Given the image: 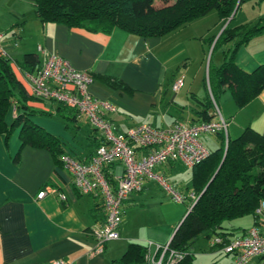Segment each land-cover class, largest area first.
I'll list each match as a JSON object with an SVG mask.
<instances>
[{
    "label": "crops",
    "instance_id": "0c3cea01",
    "mask_svg": "<svg viewBox=\"0 0 264 264\" xmlns=\"http://www.w3.org/2000/svg\"><path fill=\"white\" fill-rule=\"evenodd\" d=\"M258 4L257 20L264 17V0ZM8 6L12 12L0 11V55L9 59L25 95L18 94L11 101L4 121L10 126L16 105H21L20 111L28 112V122L53 139L60 153L56 156L45 144H24L20 137L22 126L12 128L8 135L0 133V264H53L56 260L64 264H152L146 255L151 259L157 257V245L169 243L189 209L190 195L197 196L193 168L179 161L157 165L155 172L185 195L184 202L172 201L157 182L145 179L142 189L130 193L123 205L118 239L108 241L102 252H94L90 228L105 219L102 198L80 193L58 160L62 153L70 152L88 161L101 133L94 131L85 119L74 117V111L59 110L56 102L33 97L26 73H36L50 54H58L77 70L90 73V94L115 106L105 116L117 132L124 133L143 123L168 128L177 121L200 122L202 115L198 111L204 108L201 101L208 103V98L213 97L228 122L226 137L237 138L246 128L264 136V88L242 100L241 92L249 85L241 79L239 84H220L217 73L229 59L246 74L264 65V31L245 41L241 35L217 41L226 23L217 11L210 27H189L212 10L163 36L144 37L120 27L93 32L62 21H43L36 16L34 0H8ZM243 25L246 24L242 22L231 29ZM186 28H193L192 34L185 35ZM210 34L213 36L207 37ZM206 49H212V55L217 50L218 55L214 60L211 55L204 65ZM26 53L37 59L31 71L20 66ZM198 57L199 65L190 73L189 68ZM179 76L184 77V85L173 91L172 83ZM110 81L116 85H110ZM212 107L207 109L211 115ZM198 139L209 151L220 146L218 135L204 134ZM135 148L138 156L145 153ZM122 169L119 161L108 166L113 185ZM204 175L199 168L198 178ZM47 186L54 191L37 198ZM235 220L239 222L233 224ZM231 221L227 226L232 230V238L242 235L255 223V218L245 215ZM259 230L264 233V222L259 224ZM198 240L190 246L192 264H199L193 249ZM207 240L211 247V240ZM132 244L141 246V262H134L132 253L123 259ZM212 249L219 260L209 264H234L231 254ZM205 255L211 259L212 254Z\"/></svg>",
    "mask_w": 264,
    "mask_h": 264
},
{
    "label": "trees",
    "instance_id": "16d2710c",
    "mask_svg": "<svg viewBox=\"0 0 264 264\" xmlns=\"http://www.w3.org/2000/svg\"><path fill=\"white\" fill-rule=\"evenodd\" d=\"M155 1L157 0H34V4L36 16L43 21H62L69 26L85 27L93 32H109L114 27H120L144 37H160L212 10L217 11L227 21L234 16V9L244 0H158L160 6H156ZM262 31L264 17L236 30L226 25L217 41H227L235 35H241L245 41ZM36 63L35 55L26 53L20 66L31 71ZM217 73L220 84L230 81L239 84L241 79L242 83L249 85L241 92L242 100H247L264 88V65L252 74H246L237 69L229 59ZM110 85L115 86L116 82L110 81ZM18 94L25 95L24 88L16 79L9 59L0 55V133L8 135L12 128L22 126L20 137L24 144H45L57 156L60 153L58 144L28 122V112L20 111L21 105H16L17 111L12 124L6 125L5 116L11 101ZM213 96L215 97L214 94ZM17 102L22 101L18 99ZM57 104L60 106L59 110L67 108ZM200 104L204 106L198 111L202 115L201 121L210 120L213 116L207 109L212 107L211 99L208 98V103L201 101ZM23 107L25 109L24 105ZM67 109L71 113L74 111ZM73 116L76 117V113H73ZM217 135L220 146L210 151L204 161L192 167L197 200L187 210L169 241L171 249L184 253V257L175 264H192L193 254L190 246L199 237L210 240L214 237L230 239L232 230L227 223L233 219L252 215L255 223L259 224L255 209L260 201L264 200V136L250 128H246L234 139L225 137L223 133ZM96 140L97 146L103 143L102 135ZM223 155V161L214 174ZM58 161L60 162V157ZM199 168L205 174L200 179L197 176ZM105 177L114 186L107 169ZM130 253L135 256L134 262L144 259L140 245L132 244L123 259Z\"/></svg>",
    "mask_w": 264,
    "mask_h": 264
},
{
    "label": "built area",
    "instance_id": "2783aa9c",
    "mask_svg": "<svg viewBox=\"0 0 264 264\" xmlns=\"http://www.w3.org/2000/svg\"><path fill=\"white\" fill-rule=\"evenodd\" d=\"M26 78L29 80L33 97L57 102L73 109L77 118L85 119L103 137V143L96 147L88 161H82L70 152H64L60 156L61 165L72 176L75 188L82 194L102 198L105 219L90 228L96 253L102 252L108 241L118 239L123 205L130 193L142 189L145 179L157 182L172 201L184 202L185 195L168 183L163 175L155 172L157 165L166 161H179L193 167L210 154L199 141L200 135H227L228 122L213 97V117L208 121L194 124L177 121L168 128L143 123L122 133L117 132L105 116L107 112L114 111L115 106L90 94L92 75L77 70L67 59L58 54H50L42 67L36 73L27 72ZM183 85L184 77L179 76L172 83V89L178 91ZM135 147L145 150V153L138 156ZM115 161H119L123 169L112 186L105 177V170ZM53 191L47 186L39 191L37 198ZM59 196L64 198L61 194ZM190 196L192 200L189 208L197 200L194 194ZM255 213L259 224L264 222V200L260 201ZM259 224H253L242 235L228 240L214 237L210 243L211 247L231 254L234 264H264V233L260 232ZM168 244L157 245V257L151 259L146 255V260L152 264L177 263L184 257V253L171 249ZM53 264L64 262L56 260Z\"/></svg>",
    "mask_w": 264,
    "mask_h": 264
},
{
    "label": "rangeland",
    "instance_id": "374dc122",
    "mask_svg": "<svg viewBox=\"0 0 264 264\" xmlns=\"http://www.w3.org/2000/svg\"><path fill=\"white\" fill-rule=\"evenodd\" d=\"M0 11L3 13H9V12H12V9L11 7L8 6V0H0ZM258 0H244L240 3L239 7L238 8H235L234 10V16H232V18L228 19L226 21V23H224V27L227 25L229 26V28H235V26H237L238 24L242 23L243 24H250L254 21L257 20V13L259 12L260 10V6L258 4ZM155 5L156 6H160L161 3L160 1H155ZM215 10H213L211 12V14H209L208 16L206 17H202V18H199L200 20H197V22H192L189 27H195L196 29V26H198L197 30L200 29H203V28H206V27H210L211 25H213V21H214V18H215ZM199 21V22H198ZM222 26V28H223ZM218 28V27H217ZM193 28H186L185 29V35L187 34H192L191 32L193 31L192 30ZM214 34V33H213ZM213 36L212 34L208 35L207 37H211ZM207 51V49H206ZM212 49L209 50V52L207 51L206 52V59H204V65H206L207 61L210 60L211 58V55H212ZM218 55V52L217 50L215 51V53L212 55L213 57V60L215 57H217ZM199 60L200 58L198 57L197 59L194 60V62L191 64L190 68H189V71L190 73L194 72L198 65H199ZM67 109V108H65ZM184 206V205H183ZM185 208V207H184ZM245 220H243L242 222H244ZM232 222V221H231ZM239 220H235L233 221V224L234 223H238ZM199 240L194 244L193 246V249L194 251L197 253L195 255L196 259L199 260V264H209L212 260H219L217 256H214L215 254H213L211 251H213V249L209 246V243H208V240L203 238V237H199L198 238ZM216 251V250H214ZM210 255L212 254L211 259H207L206 258V255Z\"/></svg>",
    "mask_w": 264,
    "mask_h": 264
},
{
    "label": "water",
    "instance_id": "95a60500",
    "mask_svg": "<svg viewBox=\"0 0 264 264\" xmlns=\"http://www.w3.org/2000/svg\"><path fill=\"white\" fill-rule=\"evenodd\" d=\"M234 10H235V9H234ZM224 155H225V151H224ZM224 155H223V157H222V160H221V162H220V164H219L218 168L216 169L215 173H216V172H217V170L219 169V167H220V165H221V163H222V161H223ZM215 173H214V174H215ZM213 176H214V175H213ZM213 176H212V178H213ZM212 178H211V179H212ZM211 179H210V180H211Z\"/></svg>",
    "mask_w": 264,
    "mask_h": 264
}]
</instances>
